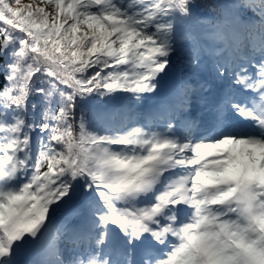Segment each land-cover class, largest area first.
Returning a JSON list of instances; mask_svg holds the SVG:
<instances>
[{
    "label": "snow or ice",
    "instance_id": "snow-or-ice-1",
    "mask_svg": "<svg viewBox=\"0 0 264 264\" xmlns=\"http://www.w3.org/2000/svg\"><path fill=\"white\" fill-rule=\"evenodd\" d=\"M202 6L0 0V264H264V0Z\"/></svg>",
    "mask_w": 264,
    "mask_h": 264
},
{
    "label": "trees",
    "instance_id": "trees-1",
    "mask_svg": "<svg viewBox=\"0 0 264 264\" xmlns=\"http://www.w3.org/2000/svg\"><path fill=\"white\" fill-rule=\"evenodd\" d=\"M23 3H29L30 0H22ZM199 2L203 5L199 11L204 14L205 16L211 17L215 14V10L213 8V4L215 2V0H199ZM3 61H0V63H2ZM124 110L126 113L131 114L132 116H135V118H138L139 116H142V114L140 115V110H139V105L133 104L130 101H122L121 102Z\"/></svg>",
    "mask_w": 264,
    "mask_h": 264
},
{
    "label": "rangeland",
    "instance_id": "rangeland-1",
    "mask_svg": "<svg viewBox=\"0 0 264 264\" xmlns=\"http://www.w3.org/2000/svg\"><path fill=\"white\" fill-rule=\"evenodd\" d=\"M165 90H167V82L165 83ZM154 101H145L142 105H139L140 115L144 116L149 124L155 123L150 115L149 111L153 109ZM135 118V116H132ZM140 117V116H139Z\"/></svg>",
    "mask_w": 264,
    "mask_h": 264
}]
</instances>
